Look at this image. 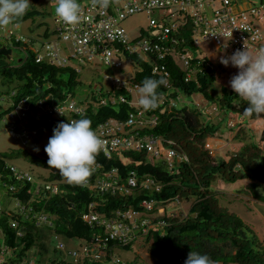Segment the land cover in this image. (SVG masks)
Returning a JSON list of instances; mask_svg holds the SVG:
<instances>
[{
	"label": "trees",
	"instance_id": "1",
	"mask_svg": "<svg viewBox=\"0 0 264 264\" xmlns=\"http://www.w3.org/2000/svg\"><path fill=\"white\" fill-rule=\"evenodd\" d=\"M260 3L253 5L259 8ZM40 14L39 10L30 8L18 20L34 19ZM256 17L254 15L253 22L258 26ZM150 30L157 37L162 34L163 27L153 30L150 25ZM53 32L57 34L58 45L71 44L73 49L71 41H62L60 32ZM52 33L46 29L44 36L48 37ZM150 33L142 30L140 37L131 42L149 38ZM193 34V25L187 24L172 31L169 38L170 45L177 44L181 52L194 55L189 67L176 61L171 55L160 59L157 52L150 53L151 59L145 61L138 53L131 55L122 41L111 43L110 49L122 53L118 55L120 53L116 52L115 56H123L134 63L136 71L130 78L125 72L119 78L125 80L126 84L116 86L115 81L118 78H115L108 95H104L103 88L92 90V101L90 97L76 101L74 91L81 84V69L91 66L92 61L85 59L82 63L79 62L81 57L75 52L63 58L59 54L60 58L48 57L33 50L32 39L26 41L14 34L6 38L5 47L11 49L12 54L13 49L18 48L24 55L19 60H13L12 55L11 59L0 57V84L9 87L8 91H0V98L7 94L12 100L9 108L0 111V121L4 116L12 115L23 101H28L31 109L42 113L35 117L36 127L53 130L55 126L48 122L49 117L44 115L43 107L48 109L75 102L77 108H85L84 114L73 116L66 111L63 115L64 121L59 119L58 123L86 117L92 121V128L98 134L99 127L109 120L124 123L131 115H136L137 118L140 116L148 122L154 119L153 125L149 123L145 128H139L138 136L158 138L163 143L164 152H174V156L165 154L155 163L150 162L145 150L114 152L110 159L100 152L96 157V164L100 168L92 173L89 182L101 180L109 172L119 182L126 183L129 177L134 176L140 184L129 195L107 194L104 197L91 191L86 185L69 184L57 170L49 168L47 154L38 157L26 149L11 153L0 152L1 188L19 203L16 211L0 207V256H5L7 249L11 250L10 263L7 264H23V261L41 264L42 260H46L47 264H103L113 256L115 248L131 249L138 239L129 244L111 240L104 226H92L83 220V216L90 212V204L96 201L100 202V206H95L93 212L108 218L115 217L116 211L129 209L148 215L155 214L149 234L142 238V245L147 247L151 255L160 257L156 264H185L191 251L207 254L217 264H264V240L236 213L221 205L219 196L222 193L212 187L218 179L229 184L248 180L250 183L242 193L250 194L257 202L264 203V151L256 144L253 136H250V141L227 161L216 159L211 154L209 147L219 140L218 131L222 124L228 121L230 114L242 115L248 104L233 90L229 91L225 87L219 95L211 93L216 81V66L207 58L194 54L197 47ZM44 46L43 44L42 47ZM1 47L3 46L0 45ZM61 50L66 52L70 47L67 49L61 45ZM41 55L44 56L43 60L38 59ZM4 59L11 63H6ZM153 62L164 71L155 73L153 65L156 63ZM102 63L105 66L112 65H107L104 61ZM146 77L167 80V85H162L157 90L160 101L154 110H144L140 105L136 107L132 104V86L141 85ZM95 92L100 93V97L104 95L103 98L97 99ZM196 95L207 102L206 108L212 107L213 112L221 118H209L202 106L196 102V98H192ZM186 97L190 99L188 103ZM40 103L43 105L42 109L39 108ZM244 118L264 123V114H253ZM243 126H230V130L237 129L240 133ZM15 158H24L33 165L49 170L45 181L57 184L58 193L44 192L39 196L35 195L36 181L26 182V179L19 180L15 176L18 171L9 163ZM146 179L150 180V184L142 186ZM145 200H153L156 208L146 212L142 206ZM181 200L192 201L188 214L180 217L182 214L176 216V213L166 210L168 205L179 204ZM160 207L165 209V213L157 216ZM40 215L48 220L46 228L53 229L58 235L63 234L67 239L85 240L90 246L99 242L106 257L102 260L79 258L71 261L67 255L76 257L73 255L74 251L67 252L62 243H57L51 251L43 242L44 231L37 222ZM35 247L39 249V259L29 256Z\"/></svg>",
	"mask_w": 264,
	"mask_h": 264
},
{
	"label": "built area",
	"instance_id": "2",
	"mask_svg": "<svg viewBox=\"0 0 264 264\" xmlns=\"http://www.w3.org/2000/svg\"><path fill=\"white\" fill-rule=\"evenodd\" d=\"M215 1L216 0H210L208 2L206 0H125V6L116 10L117 15L114 14L112 6L100 8L90 3L81 7L82 20L78 25L69 27L62 23L57 17L55 18V22L58 24L57 30L62 36V41L72 42L73 52L81 57L79 58V62L82 63L85 59L93 61L96 55H98L107 65L112 64L116 69L125 70V67H127L129 70L125 71V74L127 77L129 76V78L136 71L134 63L129 62L123 56H115V53L119 51L116 50L115 52L110 49L111 43L122 41V43L125 44L126 50L131 55L138 53L145 61L151 59L149 55L154 52L159 54L160 59H163L167 55H171L176 61L183 62L186 67L190 66L191 61L194 59V55L181 52L177 44L170 45L169 38L172 31H176L178 28L186 26L187 24L193 25L194 38L197 33L199 38L203 41L212 42L219 49H223L231 55L237 50H245L244 43L248 46L249 50L252 49L254 51L264 46V0H218L221 3L220 8L215 6ZM258 2H261L260 7L255 8L253 4ZM144 10L149 14H152L154 11L161 12V19H150V25L153 30H157L162 26V34L155 37L153 32L150 33L149 38L146 37L132 43L120 23L127 16ZM249 15L253 18L249 19ZM254 15L257 16L256 20L260 24V27L254 25ZM197 43L198 39H195L196 47ZM54 45L55 50L51 44L46 45V50L53 51L52 53L47 52L46 56L57 57L59 52L58 42L56 41ZM119 53L118 55L122 54L121 52ZM112 57H116L115 63L111 62ZM43 58V55L38 57L39 60H43ZM153 66L155 73L160 72L159 70L161 69L157 63ZM163 71L164 70H161V72ZM121 84H126V82L118 78L115 81V85L119 86ZM131 90L132 92L137 90V86H132ZM42 107L43 105L40 103L39 108L42 109ZM28 109L29 106L26 107V110ZM43 111L44 115L49 117L48 122L56 127L58 124L62 123H58L59 119L64 121L63 115L66 111L72 113L73 116H79L84 114L85 108L82 106L77 108L75 102H71L69 105L54 106L48 109L43 107ZM39 115L40 114L37 116ZM136 118V115H131L127 122L120 123L109 120V122L101 125L98 129V134L105 141L101 152L110 159L114 152L145 150L148 154V159L152 163H155L157 159H161L165 154H168L169 157L174 156L173 151L164 152L162 147L163 143L160 139L155 137L141 138L138 136L139 128H145L149 123L153 125L155 120L153 119L152 122H148L147 120H143L140 116ZM229 121L231 122V120ZM229 126L235 127L236 124L230 123ZM209 148L211 154L214 155L212 146ZM99 168L100 165L96 164L93 172L97 171ZM13 170L15 171V169ZM15 176L19 180L24 178L22 174L17 172ZM148 184H150L149 179L143 180L142 186H147ZM85 185L89 186L91 190L101 196L106 194L126 196L131 194L132 190L137 188L140 184L138 179L134 176L129 177L126 183H122L121 181L119 182L112 173L107 172L103 179L97 180L94 183H90L88 180ZM11 190H13V188H11ZM45 191L50 192V194L58 193L57 187L53 184H47L45 186ZM38 192L39 191H37V193ZM98 205V202L90 204V212L83 216V220L92 226H104L111 240H118L124 244H129L149 234L152 217H154L155 214L148 215L145 212L140 213L129 209L126 211H116L115 217L108 218L93 212V208ZM142 206L146 212L153 211L156 208L153 200L143 201ZM164 213L165 209L160 207L156 215H163ZM37 220H46V218L40 215ZM96 244L97 245H93L92 249L87 246L81 257H79L76 252H73V255L82 259L94 258L95 260H102L103 257H106V252L99 247V242ZM0 264H7L5 263V256H3V254L0 256ZM23 264H34V262L30 261L26 263L23 261ZM103 264L124 263L111 256Z\"/></svg>",
	"mask_w": 264,
	"mask_h": 264
},
{
	"label": "rangeland",
	"instance_id": "3",
	"mask_svg": "<svg viewBox=\"0 0 264 264\" xmlns=\"http://www.w3.org/2000/svg\"><path fill=\"white\" fill-rule=\"evenodd\" d=\"M207 2L210 0H206ZM78 2L82 6H86L91 3V0H78ZM31 7L37 9L41 12L39 16H36L34 19L29 18L27 20H18L14 24L9 25L6 29H0V41L4 40L0 45L5 46L6 37L8 34L12 32L15 36L22 37L24 40L28 41L32 39L34 41L33 50L40 51L41 54L47 55V52L52 53L53 51L46 50V45L50 43L55 50L54 43L58 40L57 34L53 31L58 29V24L55 22V0H30ZM114 10V14L117 15L116 10L121 9L125 6V0H110L109 3ZM215 6L217 8L221 7V3L216 0ZM212 9V8H211ZM154 18L156 20L161 19V12L154 11L152 14H149L147 11L137 12L135 14L127 16L121 23V27L126 31V34L129 37V40L132 41L137 39L141 35V31L144 30L146 33H150V19ZM253 17L249 15V19ZM60 27V25H59ZM258 27L260 24L258 23ZM46 29H49L50 36L45 37L44 33ZM11 37V36H10ZM143 39V38H142ZM195 39H198L197 49L195 51V55L197 57L207 58L211 62H213L216 66V81L211 89V93L214 95H219L222 93L223 87L228 89L229 91L233 90L230 86V80L233 76L238 75L239 69L233 67L229 64L225 67L220 63V59L226 56H231L228 52H225L223 49H219L212 42H205L199 35L196 33ZM45 45L42 47V45ZM61 45L66 46L67 49L70 47L69 51L62 52ZM71 44L59 43V56L65 57L69 56L73 53V49ZM58 51V50H57ZM254 50H250L252 52ZM72 52V53H71ZM24 55L21 49L15 48L13 49L12 59L19 60L20 56ZM55 55V54H54ZM56 56V55H55ZM58 56V54H57ZM58 56V57H59ZM59 57V58H60ZM6 63H11L10 60L4 59ZM103 60L100 56H97L93 59L91 66H85V69H81L80 73V82L81 84L74 89L76 95V101H82L85 98H89L91 96V92L96 91L100 88H103L104 95H108V91L111 89L115 78H121L123 73L129 70L125 67V71L120 69H115L113 65L105 66ZM111 62H116V57L111 58ZM8 85L0 84V91H8ZM95 92V96L97 99H100V93ZM201 97V96H200ZM199 96H193L192 98H196V102L202 106L203 110H205L207 116L214 120L215 118L218 120L221 118L217 116L216 112H213V108L207 106V102L205 100L200 101ZM92 101V98H89ZM185 99V98H184ZM190 101L189 97H186V102ZM132 104L136 107L138 104V92L134 90L132 92ZM12 105L11 98L7 97V94H4L0 98V111H4ZM19 106L12 115H6L0 121V152L11 153L14 150L26 149L31 154L44 157L46 156V152L44 151L45 147L48 144L49 139L53 135V130L50 128H38L36 127L35 117L37 114H42L36 109L25 110V105ZM38 109V108H37ZM213 112V113H212ZM213 115H212V114ZM23 114L26 118H23ZM240 117V118H239ZM234 116L230 118L231 122L228 121L222 124V128L218 131L219 140L213 143L212 149L216 159H224L228 160L231 155L234 153H238L245 143L250 141V136H253L254 141L260 147H262L264 151V142H261V135L264 131V123L262 121H248L245 123L242 121L241 116ZM215 119V120H216ZM68 123V122H66ZM230 123H234L238 127V125H244L242 131L230 130ZM26 131V134L24 133ZM33 131H37V135H33ZM25 142H27L25 144ZM38 149V150H37ZM9 163L14 166L18 172H23L25 174H30L34 179H40L43 177H47L49 175V170L45 168H41L39 166L33 165L31 162L24 158H15L9 161ZM250 182L248 180H240L237 183L229 184L222 183L221 180H216L212 185L213 189L222 193L220 198V203L222 206L228 207L231 211L236 213L247 225H249L253 231L260 237V239L264 240V203H259L252 198L250 194L242 193L245 190L246 186ZM192 201L181 200L179 204H172L166 207V210L170 213H176V216H180L182 214L183 217L188 214ZM0 207L8 208L10 210L16 211L19 208V203L14 197L9 196L5 193L4 188H0ZM184 213V215H183ZM38 225L44 231L43 242L48 246V248L53 251L54 246L57 243H62L66 247V251H74L77 252L79 257L83 255L85 248L88 246L89 248H93V245L86 244L85 240L82 239H67L63 234H56L52 230H48L46 226H48V220H37ZM0 243H2V237L0 236ZM142 238H139L134 246L131 249H121L115 248L113 250L114 259H118L124 264H156L158 261L157 256L151 255L147 247L142 245ZM39 249L35 247L29 256L31 258H38ZM11 254V250L7 249L5 251V262H9V257ZM65 254V253H64ZM69 254V253H67ZM66 256V254H65ZM68 256V259L73 261L78 260L79 257H73L72 255ZM73 257V259L71 258ZM41 264H47L46 260H42Z\"/></svg>",
	"mask_w": 264,
	"mask_h": 264
},
{
	"label": "clouds",
	"instance_id": "4",
	"mask_svg": "<svg viewBox=\"0 0 264 264\" xmlns=\"http://www.w3.org/2000/svg\"><path fill=\"white\" fill-rule=\"evenodd\" d=\"M91 3L93 6H99L100 8L111 6L109 4L110 0H91ZM30 7V0H0V29H6L9 25L14 24L27 13ZM54 14L65 25L74 27L82 20L81 4L78 0H55ZM11 35H13L12 32L5 37L8 38ZM244 49L243 51L237 50L231 56L221 58L220 63L225 67L231 64L239 69L238 75L233 76L229 83L233 91L238 94V97L247 101L248 106L244 109L242 115L251 117L253 114H264V46L250 52L248 46L244 43ZM162 85H167L166 79L146 77L141 85L137 86L138 104L144 110H154L159 106L160 94L157 90ZM21 105H25V110L28 106V110H32L28 101H23ZM23 106L20 108H23ZM23 118H26L24 114ZM24 133L26 134V131ZM32 134L37 135L38 132L33 131ZM104 144L105 141L93 130L92 121L84 117L68 120V123L58 124L53 129V135L44 151L48 156L49 168L57 170L69 184L83 186L91 177L96 167V157L103 149ZM17 173L22 174L26 182L36 181L35 195L39 196L44 192L50 193L45 191L47 184H53L45 181L48 176L43 177V179H34L30 174ZM53 185L57 189L59 188L57 184ZM37 191L39 192L37 193ZM98 204L100 206V202ZM99 215L102 216L100 213ZM185 264H217V262L207 254L191 251Z\"/></svg>",
	"mask_w": 264,
	"mask_h": 264
},
{
	"label": "water",
	"instance_id": "5",
	"mask_svg": "<svg viewBox=\"0 0 264 264\" xmlns=\"http://www.w3.org/2000/svg\"><path fill=\"white\" fill-rule=\"evenodd\" d=\"M11 54H12V50L11 49H7L5 46L0 48V57L4 56L7 57L9 59H11ZM261 142H264V131L261 135Z\"/></svg>",
	"mask_w": 264,
	"mask_h": 264
},
{
	"label": "crops",
	"instance_id": "6",
	"mask_svg": "<svg viewBox=\"0 0 264 264\" xmlns=\"http://www.w3.org/2000/svg\"><path fill=\"white\" fill-rule=\"evenodd\" d=\"M232 115H234V116H235V115H237V116H241L242 119H243L242 121H244L245 123L248 122V120H247L246 118H244V116H242V115H238V114H230L229 117L232 116ZM239 118H240V117H239Z\"/></svg>",
	"mask_w": 264,
	"mask_h": 264
}]
</instances>
